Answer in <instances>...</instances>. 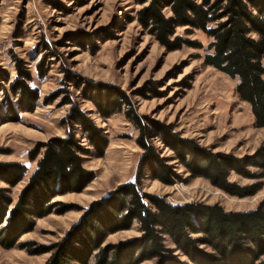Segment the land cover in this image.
Returning <instances> with one entry per match:
<instances>
[{"label": "rangeland", "instance_id": "rangeland-1", "mask_svg": "<svg viewBox=\"0 0 264 264\" xmlns=\"http://www.w3.org/2000/svg\"><path fill=\"white\" fill-rule=\"evenodd\" d=\"M140 9L133 0H0V71L8 76V81L0 80L5 89L0 91V162L28 168L24 180L11 189L14 203L36 168L37 161L31 162L29 154L39 143L66 137L75 129L77 139L87 145L80 128L67 121L75 107L101 130L108 146L102 156L93 154L84 162L95 180L82 192L60 196L53 203L88 208L126 183L137 182L145 153L137 142L139 131L123 112L108 119L99 115L90 100L95 85L119 90L140 116L172 125L182 138L214 152L241 158L264 144V129L256 127L250 106L238 97L237 81L206 66L202 50L167 51L138 23ZM185 31L179 28L176 35L205 46L210 41L202 32L186 35ZM18 62L31 71L29 84L38 90L32 105L12 87ZM151 142L182 179L188 178L171 149L155 136ZM230 181L263 187L253 196L239 198L203 178L166 185L145 175L140 186L143 193L163 197L170 205L218 204L227 212H249L264 203V178L247 179L233 172ZM82 214V210L53 212L37 219L16 247L0 246V264H46L51 252L30 251L61 242ZM137 228L134 222L130 229L110 235L106 244L133 240L140 236ZM25 243H31L28 250L19 247ZM166 244L173 249L172 257L187 260L169 241ZM141 264H156V259Z\"/></svg>", "mask_w": 264, "mask_h": 264}, {"label": "trees", "instance_id": "trees-1", "mask_svg": "<svg viewBox=\"0 0 264 264\" xmlns=\"http://www.w3.org/2000/svg\"><path fill=\"white\" fill-rule=\"evenodd\" d=\"M133 1L141 6L138 23L167 51L183 47L202 50L206 66L237 81L238 97L250 106L256 127L264 129V0ZM179 28H186V35L202 32L210 41L205 46L177 36ZM16 70L12 87L32 105L38 90L29 84L33 80L31 71L21 62ZM40 74L43 77L45 72ZM0 80L8 81V76L1 72ZM91 87L94 94L90 100L101 117L108 119L123 112L139 131L137 142L145 153L137 182L126 183L88 208L53 203L60 196L82 192L95 180L94 172L87 170L84 162L93 154L102 156L108 146L101 130L75 107L67 121L72 128H80L87 145L77 139L75 129L66 137L39 143L29 154L31 162L37 161L36 168L15 203L9 194L24 180L28 168L21 163L0 162V183L8 186H0V246L16 247L20 238L34 229L37 219L53 212L82 210L80 220L61 242L38 246L30 253L51 252L46 264H141L153 259L156 264H264V203L249 212H227L218 204L170 205L163 197L143 193L140 186L145 175L166 185L203 178L231 196H253L262 183L240 186L230 181V175L234 172L247 179L264 178V173L251 171H264V144L253 155L241 158L214 152L193 139L182 138L172 125L140 116L119 90ZM4 90L0 83V91ZM153 136L175 153L188 178L182 179L161 157L151 142ZM134 222L140 236L106 244L110 235L130 229ZM167 241L187 260L172 257L173 249L168 248ZM30 244L19 247L28 250Z\"/></svg>", "mask_w": 264, "mask_h": 264}]
</instances>
